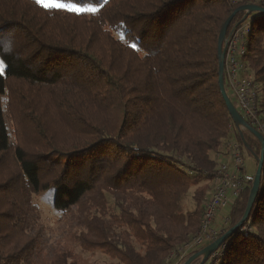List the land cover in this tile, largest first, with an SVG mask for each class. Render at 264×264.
Segmentation results:
<instances>
[{"label": "trees", "instance_id": "obj_1", "mask_svg": "<svg viewBox=\"0 0 264 264\" xmlns=\"http://www.w3.org/2000/svg\"><path fill=\"white\" fill-rule=\"evenodd\" d=\"M59 2L96 11L0 0V264H91L79 256L96 253L105 264H170L200 229L226 143L246 149L242 132L260 156L228 111L218 44L236 9L264 0ZM253 15L245 59L264 120V13ZM225 245L210 264H264V167L250 217Z\"/></svg>", "mask_w": 264, "mask_h": 264}, {"label": "built area", "instance_id": "obj_2", "mask_svg": "<svg viewBox=\"0 0 264 264\" xmlns=\"http://www.w3.org/2000/svg\"><path fill=\"white\" fill-rule=\"evenodd\" d=\"M253 14H246L242 22L235 25L227 33L224 81L226 91H229L236 100L237 105L244 113V117L257 128L258 132L264 134V120H262L258 104V85L245 59L248 38L254 20ZM242 151L243 144L237 139H230L226 143L225 149L217 154L219 164L213 177L212 191L205 204L200 229L190 241L170 253L168 258L170 264L185 262L189 257L198 253V249L202 248L203 250L224 234L228 219H223L224 228L219 229L216 226L217 216L220 210L230 206L242 194L247 184V179L244 177L245 162ZM225 249L224 243L208 260H218L224 255Z\"/></svg>", "mask_w": 264, "mask_h": 264}, {"label": "water", "instance_id": "obj_3", "mask_svg": "<svg viewBox=\"0 0 264 264\" xmlns=\"http://www.w3.org/2000/svg\"><path fill=\"white\" fill-rule=\"evenodd\" d=\"M240 12H246V14L250 13H264V7L258 6V5H246L239 7L238 9L235 10V12L227 19V21L224 23L220 36H219V44H218V56H219V84H220V89L222 92V95L224 97V100L226 102L228 111L232 117V120L234 124L240 129H244L252 133L261 143V152L260 156L256 157L258 161V169L256 172V175L254 177V181L250 190V195H249V200H248V205L247 209L241 218V220L232 228L230 229L227 233H225L222 237L217 239L215 242L210 244L209 246L205 247L203 250L200 252L192 255L184 264H194V262L202 258V261L200 264H204L209 257L219 249L228 239H230L236 231H238L241 227L244 226L246 221L249 219L251 210L254 206V203L256 201V198L260 192V187H261V182H262V176H263V167H264V136L252 128L246 120L243 118V116L240 114V112L237 110L236 106L230 99L226 88H225V81H224V58H225V39L228 33V29L232 21L234 20L235 16L240 13ZM241 139L242 142L244 143V146L250 150L242 132H241Z\"/></svg>", "mask_w": 264, "mask_h": 264}, {"label": "rangeland", "instance_id": "obj_4", "mask_svg": "<svg viewBox=\"0 0 264 264\" xmlns=\"http://www.w3.org/2000/svg\"><path fill=\"white\" fill-rule=\"evenodd\" d=\"M255 14H258V12H256ZM234 102L237 105V102H236L235 99H234ZM238 108H239L238 110L240 111V113L244 116V113H243L242 109L239 106H238ZM241 131H244V130H241ZM245 134H246V137L248 138V140L250 142H252V144L255 145V141L253 140L251 135L249 133H247V132ZM232 140H236V138L232 137ZM242 155H243L244 162H245L244 177L247 180H249L253 176L256 175V172H257V169H258V161H257V158H256L257 156H255L254 153L249 151L247 148L243 149ZM211 186L213 188L212 184H211ZM36 202L41 206V208L43 210L45 222L48 225H50V227L52 229V232L57 234V231H58L57 230V228H58L57 216L54 215L53 211L50 209V207L48 205H46V202L44 200L38 199V200H36ZM191 204H192V202H190V205ZM228 212H229V208L228 207L220 210V212H219V214L217 216V219H216L217 223H219L221 221V218H226ZM78 251H77V253H79ZM80 256H79V258L82 261H85V262H88V263H91V264H105L107 262V258L101 253L83 254V255H80ZM196 261H197V263H195ZM196 261L194 262L195 264H200L201 261H202V258H199ZM185 262H183L181 264H184ZM211 262H212V259L208 260L205 264H210Z\"/></svg>", "mask_w": 264, "mask_h": 264}, {"label": "snow or ice", "instance_id": "obj_5", "mask_svg": "<svg viewBox=\"0 0 264 264\" xmlns=\"http://www.w3.org/2000/svg\"><path fill=\"white\" fill-rule=\"evenodd\" d=\"M38 4H40L45 9L49 10H68L71 12H85V11H91L95 12L96 9H81L77 8L75 5H68L64 3H60L59 0H36ZM134 50H138L137 45H132ZM6 73V65L2 59H0V76H3Z\"/></svg>", "mask_w": 264, "mask_h": 264}, {"label": "crops", "instance_id": "obj_6", "mask_svg": "<svg viewBox=\"0 0 264 264\" xmlns=\"http://www.w3.org/2000/svg\"><path fill=\"white\" fill-rule=\"evenodd\" d=\"M223 219H224V218H221V221H220L219 223H217V221H216V226H217L219 229H220V228H221V229L224 228V227H223Z\"/></svg>", "mask_w": 264, "mask_h": 264}]
</instances>
